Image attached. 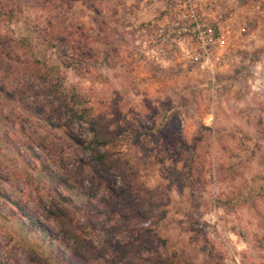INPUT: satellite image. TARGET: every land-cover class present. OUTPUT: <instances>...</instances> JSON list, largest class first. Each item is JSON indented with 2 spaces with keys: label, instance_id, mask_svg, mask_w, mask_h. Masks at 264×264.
Returning <instances> with one entry per match:
<instances>
[{
  "label": "rangeland",
  "instance_id": "1",
  "mask_svg": "<svg viewBox=\"0 0 264 264\" xmlns=\"http://www.w3.org/2000/svg\"><path fill=\"white\" fill-rule=\"evenodd\" d=\"M62 1L66 30L81 26L86 51L98 53L87 66L65 69L70 52L60 59L41 43L50 6L0 22V43L4 34L31 39L36 56L64 77L63 89L41 100L58 112L55 129L22 132L0 100V193L11 201L0 196V264H57L54 252L62 264H264V0H191L220 38L211 66L193 70L170 54L162 59L150 42L148 25L172 0ZM73 93L82 103H72ZM67 104L85 108L83 118ZM102 132L118 138L137 179L149 216L137 225L152 223L154 240L135 242L139 260L121 258L129 228L120 230L99 202L122 184L102 183L93 170L96 151L108 150L92 142ZM54 207L62 220L46 216Z\"/></svg>",
  "mask_w": 264,
  "mask_h": 264
},
{
  "label": "trees",
  "instance_id": "2",
  "mask_svg": "<svg viewBox=\"0 0 264 264\" xmlns=\"http://www.w3.org/2000/svg\"><path fill=\"white\" fill-rule=\"evenodd\" d=\"M41 1H44V3L40 4ZM55 1L60 5L56 6ZM61 3H63L62 0H0V22L11 23L24 10H37V8L44 10L45 6L46 9L50 6V10H53L54 13H52V19L47 21L48 29L47 32L43 31L45 37L41 43L47 45L56 55L63 56L60 59H64L67 52H70L68 62L66 64L62 63L65 69L75 66H87L91 59L96 60L98 53L92 55L90 51H86L88 37L85 36L81 26L75 31L66 30L59 18L62 11ZM54 19L56 21L53 23ZM2 40L0 43V100L9 107L12 115L16 116L15 118L22 126V132L25 131L24 125L30 127L38 125L37 128L39 129L48 124L49 128L55 129L57 126L51 124V117L52 114L58 112L53 108L47 112L46 105L41 100L45 94L57 95L58 91L63 89L64 77L60 70L57 67L49 66L36 56L34 41L31 39L22 37L20 40L15 41L11 36L4 34ZM65 47L64 52L61 48ZM39 87L40 89H38ZM56 99L55 97L54 100ZM72 103H82L81 98L73 93ZM66 107L71 111L72 118L78 116V118H83L87 111L85 108L74 110L68 104ZM90 121H95V119L90 117ZM67 136L74 146H84V142L70 132L67 133ZM95 141H98L99 145L105 150H109L96 151L95 153L99 166L93 170L99 180L102 183L110 184L115 183L118 177L120 182L122 181L117 190H111L108 199L102 198L99 202L106 205L107 214H110L111 217L112 215L115 216L117 221L122 222V225H118L120 230L125 227L129 228V235H131V240L127 243L129 249H120L121 258L139 260L137 254L142 248L135 245V242L148 238L154 240L152 235L154 230L151 228L152 223L146 227L137 225L139 221L149 218L148 215H145L147 211L142 208L140 202L145 203L143 198L135 192L136 185H132L133 182L136 183L137 179L128 173L131 172L132 167L128 166L118 147V138H112L102 132L99 137L96 135L92 140L93 143ZM118 163H121V168L118 167ZM0 196L7 202H11L4 194L0 193ZM12 205L18 207V211L31 225L38 226V223L31 216H28L26 209L20 208V205L16 203H12ZM107 214L105 213V215ZM46 216L62 220L64 213L54 207V210L46 211ZM160 242L162 243L161 240ZM49 258L57 264H62V253L57 254L54 252Z\"/></svg>",
  "mask_w": 264,
  "mask_h": 264
},
{
  "label": "built area",
  "instance_id": "3",
  "mask_svg": "<svg viewBox=\"0 0 264 264\" xmlns=\"http://www.w3.org/2000/svg\"><path fill=\"white\" fill-rule=\"evenodd\" d=\"M172 2L160 21L163 22L165 18L163 24L156 22L148 25L147 32L152 34L151 44H157L161 53L172 55L171 59L183 70L211 66L213 50L220 38L201 19L196 5L191 0ZM244 31L242 29V32ZM163 47L166 51L161 49Z\"/></svg>",
  "mask_w": 264,
  "mask_h": 264
},
{
  "label": "crops",
  "instance_id": "4",
  "mask_svg": "<svg viewBox=\"0 0 264 264\" xmlns=\"http://www.w3.org/2000/svg\"><path fill=\"white\" fill-rule=\"evenodd\" d=\"M162 59L164 58V59H168L167 57H166V54H162ZM166 57V58H165ZM167 61H169V59L167 60ZM212 63V62H211ZM212 68H213V64H212ZM210 69L211 70V73L210 74H212L211 76L213 77V73L215 72V70L213 71V69ZM179 69H181L180 67H179ZM183 70V69H182ZM184 70H187V69H184ZM179 79V78H178ZM212 81H214V77H213V79H212ZM214 86V85H213ZM163 91H165V89H163ZM212 91V90H211ZM159 93H163V92H161V91H159Z\"/></svg>",
  "mask_w": 264,
  "mask_h": 264
}]
</instances>
